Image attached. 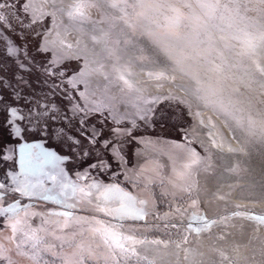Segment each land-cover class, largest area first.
I'll return each mask as SVG.
<instances>
[{"label":"snow or ice","instance_id":"6c2138e0","mask_svg":"<svg viewBox=\"0 0 264 264\" xmlns=\"http://www.w3.org/2000/svg\"><path fill=\"white\" fill-rule=\"evenodd\" d=\"M162 104L192 118L180 141L148 134ZM0 128V264H264L240 253L264 211L232 203L220 171L242 170L226 153L264 157V0H0ZM132 144L169 155L172 177L129 168ZM121 173L137 194L99 179ZM157 179L176 231L149 240L135 221Z\"/></svg>","mask_w":264,"mask_h":264},{"label":"rangeland","instance_id":"374dc122","mask_svg":"<svg viewBox=\"0 0 264 264\" xmlns=\"http://www.w3.org/2000/svg\"><path fill=\"white\" fill-rule=\"evenodd\" d=\"M28 48L30 53H33L35 42L30 40ZM68 67H74V65H70ZM177 94L184 95V93L179 90H177ZM160 109H162V114H159V119L156 121L155 131H150L148 134L152 137L180 141L181 135L177 130V126L182 127L191 124L193 122L192 118L187 115L186 109H183L180 106L167 107L166 105L162 104L160 105ZM0 134H3L6 138V133L3 132L2 128H0ZM136 147H140L142 150V155L140 156L139 161H137V159L133 156V150ZM197 150L199 151L200 149L197 147ZM167 151L173 152L174 150ZM127 155L129 160V168L136 166L137 163H139V165H144L147 163L149 167H153L154 165L151 162L155 161L162 165L160 171L163 177L167 178L172 177L173 175V161L169 159V155L160 154L151 150L150 148L145 149L143 145L136 144L129 145L127 149ZM226 157L228 158L224 161L225 167L239 162L242 170L238 173H231L224 171L223 167L220 169V171L223 172L222 181L225 185L224 190L226 192L229 191L227 185H233L235 190L232 192V195L236 191L237 196L242 200L252 201L259 199L261 196V185L264 184V157L260 156L259 153H254L250 157L240 158L239 160L234 154L231 153H226ZM176 166L179 168V160H176ZM4 167H7V165H4ZM15 170H19L18 165L16 166ZM0 171H2V169H0ZM128 175L132 176V173L129 172ZM69 176L70 178L75 179L73 173L69 172ZM99 179H102L105 183H119L122 187L131 191L133 194L138 193V190L125 179L123 173L120 174L119 179L116 181L109 180L107 175L99 177ZM6 183L11 185V180L9 179L6 181ZM165 184L167 185V179H165ZM165 190V187H162L160 185L159 179H157L152 185V191L154 192V206L149 209L150 214L143 221H135V223L138 225H147L146 234L149 240L167 239L169 233H174L176 231V229L166 227L168 221L174 219L172 213L174 212L177 205L173 203L168 196L163 194ZM16 198H19L22 204H32L33 209L37 212L66 210L63 208V206L56 205L51 201L30 200L27 197H20L19 193L7 192L5 194V200L7 203H14ZM232 203L240 204L234 201H232ZM245 206L249 208H255L258 213L264 211V205L249 206L247 204ZM75 211L79 212L78 209ZM36 222L38 223L39 221L37 220ZM246 225L247 222H245L246 236L243 240V243L248 245L249 256H251L253 249L259 252L261 248H264V233L260 234V231H251V229L247 228Z\"/></svg>","mask_w":264,"mask_h":264},{"label":"bare ground","instance_id":"6f19581e","mask_svg":"<svg viewBox=\"0 0 264 264\" xmlns=\"http://www.w3.org/2000/svg\"><path fill=\"white\" fill-rule=\"evenodd\" d=\"M168 87H174L172 85H168L166 86V90ZM205 116H212L214 120H216L220 125H221V128L223 129L224 131V134L226 136H228L229 138L232 137V133H231V130L227 127L226 124H224V122L217 116H215L213 113L211 112H206L205 113ZM237 141L233 140V144L234 146L237 145ZM232 201L234 202H237V203H240V204H244V205H252V206H262L264 205V203H251V201H248V200H242L240 199L238 196H237V192L235 191L234 194L232 195ZM247 228L251 229V231L253 230L254 231V226H255V222L254 221H247ZM259 231L261 232L260 234H263L264 233V227H260L259 228ZM240 253H241V256H249V252H248V245H246V247H242L240 249ZM171 264H175V258L172 257L171 258Z\"/></svg>","mask_w":264,"mask_h":264},{"label":"trees","instance_id":"16d2710c","mask_svg":"<svg viewBox=\"0 0 264 264\" xmlns=\"http://www.w3.org/2000/svg\"><path fill=\"white\" fill-rule=\"evenodd\" d=\"M18 197V196H17ZM23 198H25V197H23Z\"/></svg>","mask_w":264,"mask_h":264}]
</instances>
